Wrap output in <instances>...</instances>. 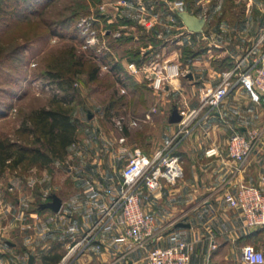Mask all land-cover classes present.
<instances>
[{
  "label": "rangeland",
  "instance_id": "1",
  "mask_svg": "<svg viewBox=\"0 0 264 264\" xmlns=\"http://www.w3.org/2000/svg\"><path fill=\"white\" fill-rule=\"evenodd\" d=\"M0 2L5 4L0 14V138L30 142L32 136L20 132L19 126L25 121L28 123L32 110L48 107L54 97L61 95L54 84L43 80L48 66L62 51L82 54L85 61L94 63L79 47L81 38L75 24L82 16L99 13L98 7L103 3L107 15L116 13L113 8L114 0ZM130 2V7H119L114 24L108 25L116 28L117 25L129 24L126 22L127 18L131 24H136L134 28L129 24L122 38L111 40L121 59L139 60L137 62H187L195 52L208 44L209 41L204 36L210 37L214 29L221 33L220 38L233 49V57L221 55L215 60L217 65L225 63L226 66H232L245 57L253 44L264 46V0ZM140 6L143 13L135 10ZM184 8L190 14L193 12L194 15L205 17L202 31L175 35L183 30V23L176 11ZM143 17L153 18L154 25L148 34L139 25V20ZM242 21L243 37L238 34ZM103 23L107 24L106 19ZM164 38L168 40L165 41ZM150 44L152 48L142 54L140 48ZM88 68L90 67L86 64L84 72L75 79L77 85H74L79 90V95L72 103L71 116L77 123V135L81 125L90 119L86 109H100L103 112L100 121L115 125L118 122H128V113L142 112L154 105L153 91L144 82L126 78L123 84L125 93L119 94L117 81L113 83L111 77H108L110 75L105 72L99 71L96 80L88 81ZM123 73L124 70L120 74ZM112 95L120 99V104H115L107 111L105 105ZM173 101L170 99L166 103L165 111L171 109ZM156 105L158 107L159 103ZM82 160L84 159L77 154V150L68 149L62 159L54 160L46 167H6L0 171V257L4 254L3 251L9 250L6 241L17 243L18 247L12 249L14 253L29 252L39 258L43 255L44 251L37 244H45L48 240L30 241L36 235L35 222L42 219L43 214L48 211V203L63 201L76 189L81 177L79 166ZM25 242L32 247H26ZM246 244L253 245L264 254L262 239ZM241 247H234V251L239 252ZM58 251L65 254L66 248L60 246ZM71 257L63 264H68Z\"/></svg>",
  "mask_w": 264,
  "mask_h": 264
},
{
  "label": "crops",
  "instance_id": "2",
  "mask_svg": "<svg viewBox=\"0 0 264 264\" xmlns=\"http://www.w3.org/2000/svg\"><path fill=\"white\" fill-rule=\"evenodd\" d=\"M215 31L210 33V37L204 36L209 42L199 53L195 52L196 55L187 62L178 61L186 75L172 81L163 92L153 91L154 105L142 112L128 113V122L109 125L100 121L103 116L100 109H86L90 119L81 125L76 142L67 150L83 148L84 152L77 151L84 159L79 166L81 177L92 180L98 186L100 201L105 202L109 199V190L120 184L119 172L125 164L126 154L137 147L151 156L155 150L171 143L180 157L182 175L173 184L163 182L156 192L144 191L142 194V208L154 216L156 226L163 230L159 239L148 247L167 246L170 231L184 228L188 241L193 245L190 264H243L241 251H234V247L256 241L257 237L249 238L256 229L247 227L240 213L230 207L224 198L235 192L239 182L253 184L264 192V107L252 102L247 91L235 85L214 113L194 122L188 133L173 138L180 125L168 121L173 107L179 114L197 107L200 96L217 86L234 66L216 64L215 60L221 55L233 57V49L220 38L221 33ZM238 34L243 37V21ZM151 48L150 44L141 47L140 51L143 54ZM116 52L118 54V49ZM260 56L264 64L263 44H253L244 57L245 65L252 64ZM138 63L148 66V61ZM130 79L148 86L143 71H138ZM170 99L174 103L167 112L164 106ZM249 130L259 132L260 136L246 160L238 163L227 155L226 146L233 133ZM122 137L124 141L119 142ZM209 149H213L214 154L207 155ZM64 210L69 211L67 207ZM53 212L48 208L43 217ZM73 217L80 224L77 234L80 236L88 225L81 223L77 215ZM179 223L188 226H178ZM59 229L60 224H52L44 238L38 236L35 229L36 235L30 241L48 240L45 244H37L44 251L40 258L29 252L14 253L12 249L18 247L17 243L6 241L9 250L1 254L0 264H43L42 257L52 253L54 244L65 247L64 242L58 239ZM104 241V236H98L96 241L75 253L68 264H146L148 247L124 253L122 248L106 245ZM26 247L32 246L26 244ZM62 257L57 264H61Z\"/></svg>",
  "mask_w": 264,
  "mask_h": 264
},
{
  "label": "built area",
  "instance_id": "3",
  "mask_svg": "<svg viewBox=\"0 0 264 264\" xmlns=\"http://www.w3.org/2000/svg\"><path fill=\"white\" fill-rule=\"evenodd\" d=\"M113 3L116 13L107 15L103 3L98 7L99 13L82 16L75 25L80 33V49L97 64L101 73L110 72L114 63L123 68L124 73L119 75L116 82L118 93H125L123 85L125 77L132 78L138 71L145 73L148 86L154 92H163L172 81L185 76L186 72L181 69L178 62L151 61L147 66L118 56L111 40L122 38L126 34L128 25L134 28L136 24H131L127 18L126 22L129 24L117 25L116 28L108 26L114 24L119 7H130L131 4L130 0H114ZM135 10L137 13H143L141 6ZM105 19L107 24L103 23ZM139 25L148 34L154 25L153 18L143 17L139 20ZM183 32L190 33L185 25L183 30L175 35H181ZM164 40L167 41L168 38ZM262 60V56L256 57L248 66L245 65L244 58L237 60L217 86L206 90L200 96L197 107L180 111L181 120L178 122L180 127L173 138L178 134L188 133L194 122L213 114L235 85L244 88L252 102L264 107ZM74 85L76 86L77 83L74 82ZM259 136V132L255 130L233 133L226 146L227 155L238 163L244 162ZM123 141V137L119 138V142ZM173 149L172 144L168 143L148 156L140 148H133L126 154L125 164L119 172L121 178L119 186L109 190V199L105 202L100 201L98 186L92 180L81 177L76 190L60 203L58 210L37 222V235L44 238L52 224H60L58 239L64 242L66 248L61 264L86 245L96 241L98 236H104L106 245L122 248L124 253L135 248H147L159 239L163 230L156 226L154 216L142 208V194L144 191L154 193L163 182L173 184L181 177L180 157ZM77 151L84 152L81 147H78ZM206 154L209 156L214 154L213 149L207 150ZM224 199L230 207L240 213L247 227L253 229L264 227V192L257 186L239 182L235 192L227 194ZM64 207L69 211L65 212ZM76 215L81 223L88 225L80 236H77L80 224L73 217ZM168 240L167 246H152L146 249V264H190L193 245L188 241L185 229H173L169 233ZM240 251L244 263L264 264V254L253 245L244 244Z\"/></svg>",
  "mask_w": 264,
  "mask_h": 264
},
{
  "label": "trees",
  "instance_id": "4",
  "mask_svg": "<svg viewBox=\"0 0 264 264\" xmlns=\"http://www.w3.org/2000/svg\"><path fill=\"white\" fill-rule=\"evenodd\" d=\"M3 8L5 4L0 2V14ZM195 55L196 53L192 56ZM86 64L90 67L86 74L87 80H96L99 73L97 64L88 63L82 54L62 51L59 57L48 66L43 80L54 84L61 95L54 97L48 107L32 110L28 123L25 121L19 126L20 132L32 136L30 142H20L8 137L0 138V171L6 167L15 169L30 165L42 168L64 157L69 145L77 140V123L71 116L72 103L79 95L74 82L76 77L84 72ZM122 72V67L114 63L111 65V71L106 74H109L108 77H111L115 83ZM119 100L113 95L110 96L105 109L109 111L115 104H120ZM252 237L264 241V227L257 228L251 233L249 238ZM59 245L54 244L52 253L42 257L43 264H57L60 261L62 254L58 251Z\"/></svg>",
  "mask_w": 264,
  "mask_h": 264
},
{
  "label": "water",
  "instance_id": "5",
  "mask_svg": "<svg viewBox=\"0 0 264 264\" xmlns=\"http://www.w3.org/2000/svg\"><path fill=\"white\" fill-rule=\"evenodd\" d=\"M177 16L182 20L186 28L193 33H198L202 30L205 24V17H198L194 14H190L187 10H182L177 12ZM181 120V115L179 114L176 107L171 109L168 121L169 123H178ZM60 206V201L56 200L47 204V207L52 211H57ZM178 226L187 227L188 224L179 223ZM32 256H30L31 262Z\"/></svg>",
  "mask_w": 264,
  "mask_h": 264
}]
</instances>
